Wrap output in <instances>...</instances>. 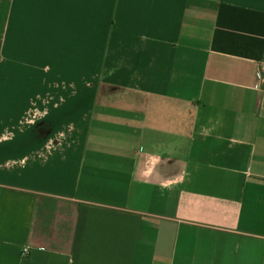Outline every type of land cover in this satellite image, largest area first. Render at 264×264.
I'll list each match as a JSON object with an SVG mask.
<instances>
[{"label":"crops","instance_id":"obj_1","mask_svg":"<svg viewBox=\"0 0 264 264\" xmlns=\"http://www.w3.org/2000/svg\"><path fill=\"white\" fill-rule=\"evenodd\" d=\"M264 0H0V264H264Z\"/></svg>","mask_w":264,"mask_h":264},{"label":"built area","instance_id":"obj_2","mask_svg":"<svg viewBox=\"0 0 264 264\" xmlns=\"http://www.w3.org/2000/svg\"><path fill=\"white\" fill-rule=\"evenodd\" d=\"M255 88L264 92V63L260 64L255 73Z\"/></svg>","mask_w":264,"mask_h":264}]
</instances>
